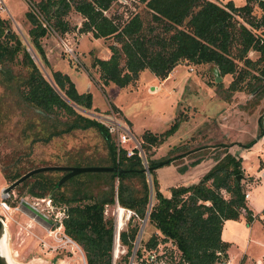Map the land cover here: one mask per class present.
Returning <instances> with one entry per match:
<instances>
[{
	"label": "trees",
	"instance_id": "16d2710c",
	"mask_svg": "<svg viewBox=\"0 0 264 264\" xmlns=\"http://www.w3.org/2000/svg\"><path fill=\"white\" fill-rule=\"evenodd\" d=\"M126 1L38 0L37 7L60 34L73 29L66 16L74 9L83 17L77 28L79 33L91 31L94 37L115 38L109 44V57L95 56L91 62L99 72L101 85L114 82L126 86L145 68L165 78L182 62L211 63L219 76L231 74L233 78L228 86L231 90H241L245 85L255 90L261 85L264 79V0H245L241 5H235L232 0L224 3L134 0L143 4L144 11L136 9L124 18L116 13L107 14L114 2L125 4ZM255 4L262 9L260 15L255 13ZM146 14L149 17L145 20ZM26 16L31 23L26 39L8 20L0 17V130L6 120L11 121L14 112L18 115L15 124L21 138L30 137L33 144L47 143L55 136L77 129H94L103 138L105 152H87L86 147L80 146L68 150L60 163L108 165L115 169L83 171L61 183H58L59 177L53 176L54 170L39 171L17 184L22 186L19 195L23 192L38 197L48 194L54 204L64 207L63 231L82 247L87 264H111L115 222L112 215L105 214V205L117 202L120 207L130 209L127 227L119 231V243L126 247L123 256V264H126L139 229L137 218H144L149 204L150 186L143 170L146 161L152 182L149 223L164 239L175 243L190 264L226 261L229 242L221 237L224 220L239 218L241 214L247 222L254 218L243 185L237 179V174L242 173V157L225 150L197 182L171 185L170 194L166 195L153 172L163 160L151 158L154 153L151 147L178 127L180 117L160 133L148 130L142 133L144 156L137 149L132 155H126L125 148L118 149L108 128L85 112L96 108L91 91L80 92L66 72L51 66L41 40L47 28L31 10L26 11ZM250 51H255L257 56L251 57ZM41 64L50 68V79ZM263 90L264 87L257 91V98ZM257 103L255 100L254 104ZM192 150L185 155L202 154L201 148ZM185 155L179 152L167 157V162ZM21 157L18 149L7 151L0 146V169L6 179L14 181L34 168ZM200 157L189 165L199 162ZM177 167L185 171L188 165L178 164ZM77 180L79 185L69 192L61 189ZM260 217L264 225V211ZM156 242L157 235L153 233L143 244L139 242L136 253H140L142 246Z\"/></svg>",
	"mask_w": 264,
	"mask_h": 264
},
{
	"label": "rangeland",
	"instance_id": "374dc122",
	"mask_svg": "<svg viewBox=\"0 0 264 264\" xmlns=\"http://www.w3.org/2000/svg\"><path fill=\"white\" fill-rule=\"evenodd\" d=\"M4 2L8 10H0V17L8 20L10 26L26 39L31 26L26 11L32 10V4L37 6L38 0H4ZM126 2L125 4L114 2L107 14L116 13L124 18L136 9L144 11L143 4L134 0ZM255 11L257 15L262 13V9L257 4ZM66 17L70 20L73 29L63 34L50 32L52 34H48L46 38L50 37L54 44L47 47L50 48V56H53L55 66L61 69L67 68L66 60L61 58L62 56L70 60L69 63L76 66L74 68L87 73L84 77L82 73L73 72L81 91L88 90L85 78L90 81L94 102L98 108L86 110L94 114L113 111L118 118L127 122L140 142L145 130L160 133L166 130L177 116L180 117L178 127L162 142L151 147L154 151L151 158L163 160L155 166L153 172L159 181L160 189L166 195L170 194L171 185L197 182L201 175L224 155L225 150L243 156L242 165L245 174L250 175V178L249 181L243 179L242 169L240 181L243 190L251 194L247 203L256 216L251 222H247L243 214L239 218L226 219L221 236L229 242L227 254L231 264H258L264 254V225L260 217L264 209V173L259 167L260 161L264 159V90L258 98L256 93L264 87V79L255 90H250L249 85H245L241 90H231L228 88L233 78L231 74L218 77L216 68L211 63L182 62L177 67V72H171L169 78L168 75L165 78L157 76L154 78L152 71V73L149 70L143 73L141 71L138 78L126 86L110 82L100 90L96 86L101 81L100 75L91 65L96 56L94 50L96 49L98 56L105 57L110 51L109 44L113 43L115 38L94 37L91 31L79 33L77 28L81 25L83 17L74 9H71ZM148 17L149 15L146 14L145 20ZM64 42H67L72 51L65 48ZM249 55L255 58L257 53L250 51ZM41 66L44 72L50 75V68L43 64ZM155 85L159 86V90ZM255 100H258L257 104H254ZM113 103L122 106L124 114L133 120V125L124 116L122 110ZM104 107L106 108L103 109ZM2 109L4 110L3 107ZM17 117L14 112L11 121L6 120L3 123L0 130V146L7 151L18 149L22 161L30 163V166L61 164L68 150L80 146L86 147L87 152L95 150L105 152L103 138L94 129H77L55 136L47 143L33 144L30 142V137L21 138L18 125L15 124ZM200 148L202 154L194 152L192 155H185L192 149ZM184 149L188 151L184 152ZM179 152L185 156L167 162V157L171 158ZM197 156H201V160L189 165ZM178 164L188 165L191 170L182 174L189 168L180 172ZM52 173L54 177L60 178L65 171L54 170ZM11 182L3 176L0 169V217L5 224V249L11 263L82 264V255L85 256L82 247L77 242L75 244L67 241L64 235L61 224L65 214L64 207L54 204L48 194L37 197L23 192L19 195L22 186L16 185L12 190L3 192V188ZM78 182V180L71 181L61 189L69 192L79 185ZM222 193L229 196L225 190H222ZM22 200L46 214L52 223L49 224L30 211L21 204ZM118 208L117 203L105 205V214L112 215L114 222L117 221ZM128 216L129 211L127 216L125 214L120 229L127 227ZM137 219L140 226L143 219ZM153 233L157 234L155 227L146 220L140 238L142 241L139 242L143 244ZM118 249V257L114 264H123L126 247L119 244ZM226 264L230 262L226 260Z\"/></svg>",
	"mask_w": 264,
	"mask_h": 264
},
{
	"label": "built area",
	"instance_id": "2783aa9c",
	"mask_svg": "<svg viewBox=\"0 0 264 264\" xmlns=\"http://www.w3.org/2000/svg\"><path fill=\"white\" fill-rule=\"evenodd\" d=\"M0 10H8L4 0H0ZM31 11L39 19L41 24L47 28V32H55L54 28L43 17L36 5L32 4ZM63 44L68 51H72V48L67 44V42H64ZM92 116H94L108 128V131L116 141L118 149L120 147L125 148L126 155L128 156L132 155L137 149L138 153L144 156L141 142L137 139L130 126L127 124V122L118 118L113 113V111L109 113L94 114ZM244 195L247 198L249 196V191H245ZM156 233L157 242L151 246H142L139 254L136 253V248L134 254L129 255L126 264H190V262L182 255L181 250L175 243H173L170 239H164L163 234L157 231ZM64 235L66 239L70 238L73 240L65 232ZM69 242L77 244L75 240ZM116 257H118L117 248L112 250L111 264H114ZM82 264H87L84 254L82 255ZM213 264H226V261H216ZM258 264H264V254L261 257V260L258 261Z\"/></svg>",
	"mask_w": 264,
	"mask_h": 264
},
{
	"label": "water",
	"instance_id": "95a60500",
	"mask_svg": "<svg viewBox=\"0 0 264 264\" xmlns=\"http://www.w3.org/2000/svg\"><path fill=\"white\" fill-rule=\"evenodd\" d=\"M33 56H35L34 53H33ZM46 75L49 77L48 74H46ZM218 77H220V76H218ZM49 79H50V77H49ZM85 112L90 114V115H94V113H92L91 111H85ZM114 169H115V167L108 166V165L74 166V165H64V164H52V165L36 166L34 168L29 169L28 171H26L25 173L20 175L18 178H16L14 181H12L8 186L3 188V192L10 191L14 186H16L17 184L21 183L24 179H26L27 177H29L32 174H34L36 172H39V171H45V170H62V171H65V173L58 180V183H61L66 178H68V177H70L72 175H75L77 173L83 172V171H110V170H114ZM149 169H150V167L146 164V161H144L143 170L146 172L147 177H148L149 186H150V198H149V204H148L147 212H146V214H145V216H144V218H143V220H142V222H141V224L139 226L136 238L134 240V245H133V248H132V251H131V255L134 254V252H135V250L137 248V245H138L139 240L141 238V234L143 232L145 221L147 220V216H148V213H149L150 206L152 204V182H151V175H150ZM240 175L241 174H237V179L238 180H240ZM21 202L24 203L35 214H37L38 216L43 218L45 221H47L49 223L52 222V220L47 215H45L43 212L38 210L35 206L29 204L25 200H22ZM128 210H129V216H130V213L132 211L130 209H128ZM4 229H5L4 220L0 217V264H12L11 261L7 257L8 255L6 254ZM119 231H120V229L116 228V222H115V224H114V240H113V249L112 250H115V247H116V245L118 243Z\"/></svg>",
	"mask_w": 264,
	"mask_h": 264
},
{
	"label": "crops",
	"instance_id": "0c3cea01",
	"mask_svg": "<svg viewBox=\"0 0 264 264\" xmlns=\"http://www.w3.org/2000/svg\"><path fill=\"white\" fill-rule=\"evenodd\" d=\"M215 1H217V2H219V3H224V2H226L227 0H215ZM234 3H235V5H241V4H243L244 2H245V0H241V2H237V0H232ZM56 31V30H55ZM57 32V31H56ZM68 32V31H67ZM48 34H52V33H50V32H47L46 33V35H44L43 37H42V44H43V47H44V49H45V52H46V55H47V58H48V60H49V62H50V64H51V66L54 68V69H59V70H61V71H63V72H66L69 76H70V78L74 81V83H75V85H76V87H77V89L80 91V92H82L79 88H78V84H77V82H76V79H75V77H74V75H73V72H75L76 74L77 73H82V75L84 76V77H86L87 76V73L86 72H84V71H80V70H77L76 68H74V67H76V66H74V65H71L70 63H69V61H68V59L66 58V57H62L61 56V58H63V59H65L66 60V63H67V68L66 69H61V68H59V67H57V66H55V64L53 63V56H50V48H48L47 46H52L53 44H54V42L52 41V40H50L51 38L50 37H48V38H46L47 36H48ZM57 34V33H56ZM46 41H47V43H46ZM76 49H78V48H76ZM90 49V48H89ZM88 49V50H89ZM95 49V48H94ZM109 50H110V48H109ZM95 51V53H96V56L97 57H100V56H98V52L96 51V49L94 50ZM82 52H84V50L82 51ZM110 53H111V51H109V54L108 55H106L105 57H100V58H107V57H109V55H110ZM179 65H181V63H178L177 65H175L173 68H172V70L169 72V74H168V76H167V78H169L170 76H171V72H177V67L179 66ZM97 69V68H96ZM147 70H149L148 68H145V69H143L142 70V72L141 73H143V72H145V71H147ZM150 71V70H149ZM151 72V71H150ZM99 73V72H98ZM152 73V72H151ZM86 76H85V75ZM178 74V73H177ZM177 76V75H176ZM152 77H156V75L154 74V73H152ZM166 78V79H167ZM166 79H164V81L166 80ZM85 80H86V83H87V88H88V90H90L91 91V93H92V103H93V106L94 107H96V108H98V105L94 102V97H93V91L91 90V84H90V81L87 79V78H85ZM98 80H99V78H98ZM110 83V82H109ZM108 83V84H109ZM96 86H98V88L100 89V90H102V88H101V86H104L103 84L101 85V81L99 82V83H97L96 84ZM106 86V85H105ZM157 88L159 87L158 85H155ZM158 90H159V88H158ZM116 107H118L120 110H122V112H123V108H122V106L121 105H118V104H115V103H113ZM106 107H104L103 109H105ZM123 114H124V112H123ZM124 116L126 117V118H128L129 119V121H131L132 122V125H133V120L132 119H130L129 117H127L125 114H124ZM264 135V134H263ZM238 156H241L242 157V161H243V156L242 155H238ZM242 161H241V166H242V169H243V171H244V177H243V179H246V180H248L249 181V178H250V175H246L245 174V169H244V166L242 165ZM263 162H264V159L263 160H261L260 161V165H259V167L261 168V170L263 171L262 173H264V164H263ZM200 163H202V162H200ZM189 168V167H188ZM191 170V168H189V169H187L184 173H182V174H185V173H188L189 171ZM176 171H178V170H176ZM179 172V171H178ZM181 172V171H180ZM247 181V182H248ZM245 191H247V190H245ZM250 196H251V194L249 193V196L246 198V201L248 200V198H250ZM248 202V201H247ZM248 204V203H247ZM263 211H264V209H263ZM262 211V212H263ZM261 212V213H262ZM254 214V213H253ZM262 215V214H261ZM256 216V214H254V217ZM226 221V219L224 220V222ZM224 222H223V224H224ZM222 237V236H221ZM223 239V238H222ZM229 262H230V264L232 263L231 262V259H230V257H228V259H227Z\"/></svg>",
	"mask_w": 264,
	"mask_h": 264
},
{
	"label": "bare ground",
	"instance_id": "6f19581e",
	"mask_svg": "<svg viewBox=\"0 0 264 264\" xmlns=\"http://www.w3.org/2000/svg\"><path fill=\"white\" fill-rule=\"evenodd\" d=\"M118 213H117V221H116V228L117 229H120L121 227H122V224H123V220H125L124 218V216H125V214H126V216L128 215V211L129 210H127V209H125V208H123V207H120L119 206V208H118ZM68 240L67 241H73V240H71L70 238H67ZM119 242L117 243V245H116V248H117V250H119L118 249V247H119Z\"/></svg>",
	"mask_w": 264,
	"mask_h": 264
},
{
	"label": "flooded vegetation",
	"instance_id": "af4514ba",
	"mask_svg": "<svg viewBox=\"0 0 264 264\" xmlns=\"http://www.w3.org/2000/svg\"><path fill=\"white\" fill-rule=\"evenodd\" d=\"M12 190V189H11ZM38 197V196H37ZM29 203V202H28ZM21 204H23L24 206H26L24 203L21 202ZM30 204V203H29ZM27 207V206H26ZM28 208V207H27ZM29 209V208H28ZM30 210V209H29ZM31 211V210H30ZM33 212V211H32ZM34 213V212H33ZM37 215V214H36ZM46 215V214H45ZM38 216V215H37ZM40 217V216H39ZM41 218V217H40ZM43 219V218H42ZM44 220V219H43ZM47 222V221H46ZM49 223V222H48ZM52 223V222H51ZM49 223V224H51Z\"/></svg>",
	"mask_w": 264,
	"mask_h": 264
}]
</instances>
